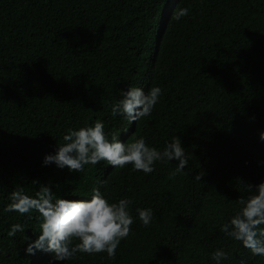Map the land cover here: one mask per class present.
<instances>
[{"label":"trees","instance_id":"16d2710c","mask_svg":"<svg viewBox=\"0 0 264 264\" xmlns=\"http://www.w3.org/2000/svg\"><path fill=\"white\" fill-rule=\"evenodd\" d=\"M180 7L190 15L177 22ZM128 85L163 90L151 115L132 123L111 114ZM98 119L122 142L143 135L162 149L178 136L189 175L168 178L176 161L149 174L103 161L80 173L42 163L66 129ZM261 130L264 0H0V264H215L217 248L227 254L221 264H264L220 230L249 195L244 184L264 180ZM41 184L71 200L90 199L94 187L109 202L131 198L134 222L115 257L26 256L39 213L3 208L16 187L34 195ZM148 207L155 220L145 227L136 209ZM12 223L24 233L9 237Z\"/></svg>","mask_w":264,"mask_h":264},{"label":"clouds","instance_id":"9594fccd","mask_svg":"<svg viewBox=\"0 0 264 264\" xmlns=\"http://www.w3.org/2000/svg\"><path fill=\"white\" fill-rule=\"evenodd\" d=\"M190 15L189 7H180L173 12L172 19L181 21ZM163 90L159 85L147 88L128 85L126 90H119V99L111 104L112 116L125 117L129 123L148 117L159 103ZM118 133H107L103 120H95L79 128H68L62 136V143L54 153L45 154L44 165L55 164L57 168L67 167L69 171H84L85 165L95 166L103 161L114 168H123L131 164L134 171L144 174L155 170V163L171 164L169 179L177 175L188 176L189 153L182 147L181 140L174 135L167 140L162 149L149 146L143 135H133L130 140L121 141ZM264 141V130L259 133ZM192 156V155H191ZM202 172L193 176L200 181ZM99 180L98 184H104ZM249 195L237 199L239 210L230 219L220 225V230L251 254L264 256V180L256 185L244 184ZM90 199H65L56 196L47 184H41L34 195H29L22 186L8 193V203L4 212H17L21 216L39 213V232L34 238L24 235L23 249L26 256H35L38 251L50 254L53 262L69 261L78 253L95 254L104 252L108 257H115L116 250L123 239L131 232L134 217L131 214V198H120L109 202L100 187L91 190ZM141 224L145 227L154 222L153 209L137 208ZM25 225L12 223L7 235L15 237L24 233ZM2 254V250H0ZM18 254V253H17ZM215 264H221L226 252L215 249L211 254Z\"/></svg>","mask_w":264,"mask_h":264}]
</instances>
